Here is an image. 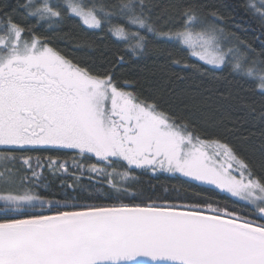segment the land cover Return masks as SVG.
Masks as SVG:
<instances>
[{
	"label": "snow or ice",
	"instance_id": "1",
	"mask_svg": "<svg viewBox=\"0 0 264 264\" xmlns=\"http://www.w3.org/2000/svg\"><path fill=\"white\" fill-rule=\"evenodd\" d=\"M23 7L36 25L47 22L49 29L63 18L50 0H27ZM64 7L90 29H101L113 17L122 19L109 31L135 41L129 45L133 55L145 51L149 34L160 42L179 41L191 56L215 68L235 51L222 49L224 29L202 19L193 6L179 13L182 25L176 31L153 21L146 0L88 8L83 0H65ZM256 11L264 17V3ZM123 61L121 56L117 63ZM232 67L257 77L264 95V66L245 67V58L236 56ZM132 88L129 81L121 85L113 69L94 73L52 46L34 26H22L6 11L0 14V146L72 149L108 166L122 162L129 170L179 173L230 193L246 202L244 208L214 203L197 191L190 203L71 210L59 207L67 201L53 210L52 201L38 195H0V264H264V177L256 176L228 143L201 138L182 118ZM17 159L29 164L31 158L0 153V161ZM89 167L109 177L130 175L115 167L112 172L97 164ZM108 183L120 191L113 180ZM37 204L41 209L47 205L48 214L25 211Z\"/></svg>",
	"mask_w": 264,
	"mask_h": 264
},
{
	"label": "trees",
	"instance_id": "2",
	"mask_svg": "<svg viewBox=\"0 0 264 264\" xmlns=\"http://www.w3.org/2000/svg\"><path fill=\"white\" fill-rule=\"evenodd\" d=\"M26 3L27 0H0V14L6 11L22 26H34L39 34L50 38L52 46L94 73L113 69L121 85L125 81L132 82L130 90L142 98L155 99L162 110L182 118L201 138L228 143L256 176L264 177V95L260 93L255 77L234 71L230 63L221 68L207 65L191 56L179 42H160L150 34L145 51L133 55L129 45L135 41L119 39L109 31L110 24H123L122 19L113 17L111 22H104L101 29H90L79 17L68 13L65 0H50L63 17L51 29L47 22L36 25V19L26 15L27 9L23 7ZM102 3L112 5L117 0H83L86 8ZM146 3L153 21L166 25V31L169 28L178 30L182 25L179 13L185 7H195L202 19L224 29V40L227 38L239 45L249 63L255 62L260 68L264 66L261 64L264 61V17L256 11L260 7L254 0H146ZM253 3L256 8L250 7ZM212 12L218 19L210 15ZM121 56L124 61L117 63ZM175 60H180V64L174 63ZM0 151H12L15 156L31 158L29 164L17 159L0 165L4 183L7 181L13 185L5 191L38 195L45 201H52L53 210L57 202L65 201L67 203L59 205L61 210L84 205H132L152 201L183 204L192 201L193 191L229 208L239 210L246 203L177 173L129 170L122 162L108 166L90 154L81 156L76 150L25 147ZM92 164L106 168L108 172H112L113 167L119 173L130 171V175L109 177L91 171L89 166ZM33 172L37 175L34 176ZM109 179L120 191L108 183ZM3 205L0 203V208ZM25 211L48 214V207L45 205L41 209L37 204L34 208L26 206Z\"/></svg>",
	"mask_w": 264,
	"mask_h": 264
},
{
	"label": "rangeland",
	"instance_id": "3",
	"mask_svg": "<svg viewBox=\"0 0 264 264\" xmlns=\"http://www.w3.org/2000/svg\"><path fill=\"white\" fill-rule=\"evenodd\" d=\"M254 2H255V4L258 6V7H260L261 6V4L262 3H264V0H254ZM83 23V22H82ZM86 26V25H85ZM87 27V26H86ZM177 42H179V41H177ZM180 43V42H179ZM220 44H221V47H222V49H224L225 51L228 49V48H233L235 51H234V54L233 55H229L228 57H227V62L226 63H230V64H232L233 65V63H234V58L236 57V56H243L244 58H245V67H254L255 69H260V67L257 65V64H253V62L252 63H249V61H247L246 59H247V57L245 56V54L242 52V49L240 48V46L239 45H237V44H235V43H231L227 38L224 40V37L220 40ZM184 46V45H183ZM184 47H186V46H184ZM187 48V47H186ZM188 49V48H187ZM189 50V49H188ZM196 59H198L197 57H195ZM199 60V59H198ZM201 61V60H200ZM201 62H203V63H205L204 61H201ZM249 63V64H246V63ZM225 63V64H226ZM206 64V63H205ZM207 65H209V64H207ZM210 66H212V65H210ZM214 67V66H213ZM257 80H258V78L257 77H255ZM258 82H259V80H258ZM25 147H52V146H25ZM3 148H15V146H0V149H3ZM54 148H58V147H54ZM72 150V149H71ZM0 153H3V152H1L0 151ZM91 155V154H90ZM95 157V156H94ZM96 158V157H95ZM3 162L4 161H0V165L1 164H3ZM177 174H179V173H177ZM4 178H5V176H3L2 178H0V195H7V194H12L10 191H5V190H7V189H11L12 187H13V185H12V183H10V182H7L6 181V183H4ZM206 185V184H205ZM209 186H212V185H209ZM213 187H215V186H213ZM219 190V189H218ZM225 193V192H224ZM24 194H26V193H22V194H19V195H24ZM28 194V193H27ZM226 194H228V195H230L231 196V194L230 193H226ZM12 195H17V194H12ZM233 198H235V199H238L239 200V198H237V197H233ZM0 203H4L3 201H0Z\"/></svg>",
	"mask_w": 264,
	"mask_h": 264
}]
</instances>
